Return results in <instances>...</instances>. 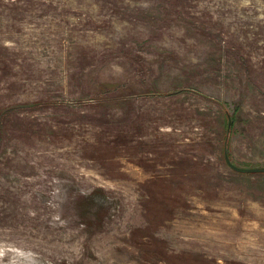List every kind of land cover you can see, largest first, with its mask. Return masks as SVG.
<instances>
[{
  "label": "rangeland",
  "instance_id": "obj_1",
  "mask_svg": "<svg viewBox=\"0 0 264 264\" xmlns=\"http://www.w3.org/2000/svg\"><path fill=\"white\" fill-rule=\"evenodd\" d=\"M264 0H0V264H264Z\"/></svg>",
  "mask_w": 264,
  "mask_h": 264
},
{
  "label": "water",
  "instance_id": "obj_2",
  "mask_svg": "<svg viewBox=\"0 0 264 264\" xmlns=\"http://www.w3.org/2000/svg\"><path fill=\"white\" fill-rule=\"evenodd\" d=\"M227 163L230 167L240 172H260L264 170L263 168H240L232 165L229 161Z\"/></svg>",
  "mask_w": 264,
  "mask_h": 264
}]
</instances>
